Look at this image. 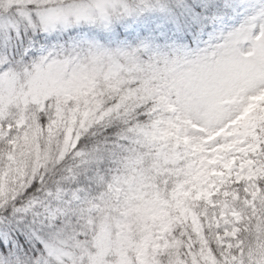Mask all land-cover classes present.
Masks as SVG:
<instances>
[{
    "label": "snow or ice",
    "instance_id": "1",
    "mask_svg": "<svg viewBox=\"0 0 264 264\" xmlns=\"http://www.w3.org/2000/svg\"><path fill=\"white\" fill-rule=\"evenodd\" d=\"M0 264H264V0H0Z\"/></svg>",
    "mask_w": 264,
    "mask_h": 264
}]
</instances>
